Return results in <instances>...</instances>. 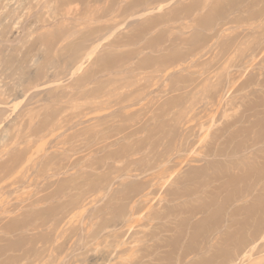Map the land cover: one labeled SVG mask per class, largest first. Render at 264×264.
<instances>
[{
	"label": "rangeland",
	"instance_id": "1",
	"mask_svg": "<svg viewBox=\"0 0 264 264\" xmlns=\"http://www.w3.org/2000/svg\"><path fill=\"white\" fill-rule=\"evenodd\" d=\"M0 264H264V0H0Z\"/></svg>",
	"mask_w": 264,
	"mask_h": 264
},
{
	"label": "bare ground",
	"instance_id": "2",
	"mask_svg": "<svg viewBox=\"0 0 264 264\" xmlns=\"http://www.w3.org/2000/svg\"><path fill=\"white\" fill-rule=\"evenodd\" d=\"M263 13V12H262ZM88 190H90V189H88Z\"/></svg>",
	"mask_w": 264,
	"mask_h": 264
}]
</instances>
